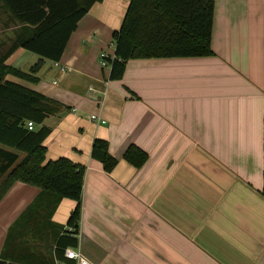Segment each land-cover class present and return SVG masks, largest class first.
I'll list each match as a JSON object with an SVG mask.
<instances>
[{
	"label": "crops",
	"instance_id": "obj_1",
	"mask_svg": "<svg viewBox=\"0 0 264 264\" xmlns=\"http://www.w3.org/2000/svg\"><path fill=\"white\" fill-rule=\"evenodd\" d=\"M37 3L0 0V58L23 73L39 57L12 48L26 31L11 7ZM128 4L95 3L37 82L6 77L63 106L39 128L49 130L45 162L85 168L74 249L87 264H264V0H214L213 56L129 60L110 81L100 57L109 45L113 57ZM95 139L117 160L110 173L91 158ZM130 146L147 155L140 168L123 160ZM39 193L15 182L1 198L0 256ZM74 207L63 199L51 222L65 226ZM19 243L24 257L50 262L38 240Z\"/></svg>",
	"mask_w": 264,
	"mask_h": 264
},
{
	"label": "trees",
	"instance_id": "obj_2",
	"mask_svg": "<svg viewBox=\"0 0 264 264\" xmlns=\"http://www.w3.org/2000/svg\"><path fill=\"white\" fill-rule=\"evenodd\" d=\"M101 1L38 0L37 5L29 4L21 10L11 7L14 18L26 31V36L21 35L12 48L29 51L39 60L29 73H23L4 65V57L0 58V200L15 182L38 188L40 193L8 230L0 264H42L40 259L24 257L21 243L12 246L15 239L38 240L50 259L48 264L53 257L62 264H69L71 260L64 258V251L78 246L85 168L66 158L45 162L43 142L49 130L39 128L63 106L7 81L6 77L12 75L37 82L34 75L44 60L58 62L61 59L79 20ZM213 6L214 0H129L120 28L112 32L114 54L113 59L107 61L108 79H121L129 60L213 56ZM27 122H32V130L27 128ZM91 158L107 173L117 165L103 140L93 141ZM123 160L140 168L147 155L130 146ZM63 199L75 202V207L66 225L59 226L51 219Z\"/></svg>",
	"mask_w": 264,
	"mask_h": 264
},
{
	"label": "built area",
	"instance_id": "obj_3",
	"mask_svg": "<svg viewBox=\"0 0 264 264\" xmlns=\"http://www.w3.org/2000/svg\"><path fill=\"white\" fill-rule=\"evenodd\" d=\"M110 59L109 56L107 55H102V60H101V66L102 67H105L107 66L108 64V60ZM113 59V57L111 58ZM92 89H89V92H91ZM90 119L92 121H96L97 123L99 124H105V121L96 117V116H91ZM27 128L29 130H32L33 129V124L32 122H27ZM64 258L67 259V260H71V261H74V262H77L78 264H87V262L85 261V259L83 258L82 254L80 253V251H78L77 249H66L64 251Z\"/></svg>",
	"mask_w": 264,
	"mask_h": 264
},
{
	"label": "rangeland",
	"instance_id": "obj_4",
	"mask_svg": "<svg viewBox=\"0 0 264 264\" xmlns=\"http://www.w3.org/2000/svg\"><path fill=\"white\" fill-rule=\"evenodd\" d=\"M112 49H111V47H110V45L109 46H107L106 47V49L103 51V53H102V55H108L109 57H110V59L112 58ZM102 55H101V57H100V60L102 59Z\"/></svg>",
	"mask_w": 264,
	"mask_h": 264
}]
</instances>
